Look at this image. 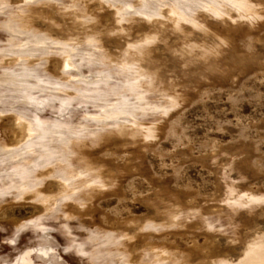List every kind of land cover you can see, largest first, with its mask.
<instances>
[{
    "label": "rangeland",
    "instance_id": "374dc122",
    "mask_svg": "<svg viewBox=\"0 0 264 264\" xmlns=\"http://www.w3.org/2000/svg\"><path fill=\"white\" fill-rule=\"evenodd\" d=\"M28 1L9 0L10 5L0 12V74L9 67L19 70L24 66L12 59V53L2 51L8 47L2 23L9 13L19 12L18 8L24 6L20 14L28 17L35 29L45 31L55 40L69 39L70 45L64 47L75 44L78 51L74 61L80 68L77 67L78 74L76 69L69 71L68 79L73 84L82 85L92 75L114 71L112 64L117 62L122 49L152 32L155 38L140 63L155 72L156 88L179 95V102L168 113L152 109L155 102L146 110L136 109L135 118L142 122V130L152 126L154 133H160V139L120 134L115 124L85 120L84 116L94 115L99 109L92 103L71 100L60 115L54 107L55 101L45 102L38 111L27 109V113L36 112L45 121L59 117L72 124H89L76 142L93 164L110 174L112 183L82 186L72 198L62 200V206L56 210L54 204H43L39 197H33L30 190L20 197L16 188L0 195V264H13L26 250L33 264H112L113 260V264H148L153 253L157 255L154 257H163L165 264L175 260L182 261L181 264H213L211 261L220 257L236 261L254 235L264 232V200L248 198L251 194L264 196V0H250L260 12L257 19L236 17V11L229 6L226 8L230 17L226 13L217 16L198 7L193 12L196 25L182 21L181 30L172 27L165 7L163 13L150 18L129 8L127 19L117 23L114 6L103 0ZM73 1H76L74 7L70 6ZM118 1L117 4L125 0ZM202 25L204 29L200 28ZM89 33L97 38L107 65L87 62L85 54L90 46L86 47L82 40ZM189 40L207 46L215 42L219 47L215 52L203 54L200 47H194L191 52L180 49L185 47L182 42ZM50 43L52 46L43 55H47V60L35 54L27 60L31 66L25 64L39 74L47 68L45 74L58 78L61 53L57 50L58 43ZM79 75L82 79L75 80ZM111 78L114 84L123 77L112 74ZM62 88L51 92L49 88L43 92L34 90L33 94L41 99L50 94L65 97ZM63 89L70 94L74 91L71 87ZM147 95L152 100L163 99L160 91ZM0 103V146L11 147L18 127L13 117L20 106L14 104L9 109L7 102ZM119 122L130 125L126 120ZM105 143L109 144L108 149H103ZM145 143L151 144L145 146ZM115 149L117 153L113 152ZM3 155L0 152L3 159L0 188L10 184L3 175L14 164L31 166L35 160L32 153L21 155H26V162L20 157ZM28 161L31 165H27ZM50 168V165L38 167L33 177L37 180L40 176L37 186L40 193L59 197L60 180L49 172ZM90 187L91 193H86ZM229 188L234 191L228 195ZM235 198L243 202L238 204ZM45 205L49 208L45 209ZM144 219H154L163 226L144 227ZM33 221L37 223L33 225ZM22 222L28 225L18 226ZM96 229L99 235L112 232L117 241V244L114 241L102 244L104 256L97 260L93 254L96 242L89 238ZM40 245L48 246V254L37 249ZM76 246L83 251H78Z\"/></svg>",
    "mask_w": 264,
    "mask_h": 264
},
{
    "label": "bare ground",
    "instance_id": "6f19581e",
    "mask_svg": "<svg viewBox=\"0 0 264 264\" xmlns=\"http://www.w3.org/2000/svg\"><path fill=\"white\" fill-rule=\"evenodd\" d=\"M103 1H105L109 5L114 6V13L116 14L115 18L117 23H119L124 19H127L125 18V16L126 14L129 13L130 11L129 8H132L133 12H138L140 14L145 15L147 18H150L155 15L158 14L160 15L161 13H163L162 7H165V13H167V18L172 23L171 24L172 27L176 30L177 29L181 30L182 21H188L196 25V23L194 22L195 19L193 16V12L196 11L198 7H202V9L204 8V10L206 9V11L217 16H221L222 14L225 13L229 16L228 14L229 9H227L226 6H229L231 9H234L236 11V17L238 15L239 17H243V18L246 17L247 19L248 18L257 19L255 18L256 16H261L260 12L257 11L255 5L253 4V2H250V0H140L138 2L125 0L119 4H117L119 2L118 0H103ZM71 3L70 6L73 7L76 6V1H73ZM8 5H10L9 0H0V12H3ZM22 7L18 8V10L20 9L19 12H17L16 10L17 13L16 12L14 14L9 13L6 17L5 22L2 23L3 29L6 30L5 32H7L8 47L5 49L3 48V50L2 49L1 50L3 52H7L8 54L12 53L14 55L13 56L14 58L12 57V59H14V61L17 60L19 64H22L24 66L19 68V70H15L16 69L15 67L9 70L10 68L9 67L7 71H3L1 72L2 74H0V101L5 103L7 102L6 104H9V109L10 108L12 109L13 106H15L14 104L20 106V109L18 108L15 111V115L13 117L18 121L17 130L14 131V141H13L14 146L11 145V147H6L5 145L2 144L0 146L1 147L0 152L7 157L23 158V161L25 160L24 158L26 157V155H24V157H21L22 154L32 153L33 156L35 157V160H33L34 162L32 165L31 162L29 163V161L31 160L27 162V165L30 164L31 166H25V165L21 166V163L20 166L18 165L16 166V164H14L15 167L11 171L5 172L3 176L9 180L10 184L5 188L2 187L0 188V195L7 193V191L10 190L11 188H16V192H17L16 194L18 195V197H20V195H22L25 191H26L25 193H27V190H30L33 194V197H39V201L43 202V204L44 203L46 204V202H50L54 204L55 208L53 210H56L60 206H62V200L64 199L66 200L67 198H72L73 195L77 193L78 189L81 188L82 186L89 187V184L96 187L109 185L112 183L111 181L112 177L110 178V174H105L104 171L100 170V167L93 164L86 157L85 151L81 149V147H78L79 142L77 144L76 141L77 140L79 141V137L77 136L83 134V131L88 129L89 124H86L85 122L82 124H72L67 121H62L59 117H55L53 119L45 121L40 119L37 116L36 112L34 113L32 112L33 114L27 113L28 112L27 109L28 110L30 109V111L37 110L40 109L45 102L55 101L54 107L56 108L57 112H59L60 115V112H62L64 109H67V106L71 103V100H75L78 103H92L99 109L98 111L96 110L97 112L94 113V115L92 114L89 117L84 116L85 120L102 122V124L103 122H105L106 124L108 123V125L115 124L118 126L117 131L120 132V134L122 133L126 135L129 134V136L141 135L143 139H147L150 137H157L158 139H160L161 135L160 133H154V127L146 126V128H144V131L142 130L143 128L140 127L142 126V122L135 118V116L138 115L136 109H139V111L146 110L148 108L147 106H150L152 102H155V104L152 105V109L153 108L160 109L162 113H168L170 108H173L176 105H178L179 95L169 94L165 88H159V87L156 88V85L153 83L155 72L150 71V69H148L147 66H146L147 68L143 67L142 64L140 63L144 61L143 57L148 50L149 43L155 38V34H151L152 32L143 34L142 37L140 36L141 38H138V40L136 39L137 41L128 43L127 46H125L124 49H122V52L119 55V59L117 60L116 63L112 64V66L115 67L114 71L106 70L107 71L106 73L98 74V76L92 75V78L90 77L91 78L90 80H88L89 78L86 79L88 80V82H86L85 84L81 80L80 84L83 83L82 85L73 84L74 82L71 83L68 79V76L70 75L69 71L71 70V68H73L74 70L76 69L75 71L76 73L77 70H79L77 69L78 63L76 64L74 61L75 59L74 57L78 51L76 47L74 48L75 44L73 45V47L71 46L70 48L64 47L65 44L70 45L69 43L70 41H68L69 39L67 40L66 37H65L66 41L55 40V38L54 39L51 38L49 34L46 33L45 31L41 32L38 29H35L30 23V21L27 19L28 17L26 18V16L20 14L23 11ZM204 27L205 26L202 25L200 28L204 29ZM94 37L95 35L92 36L89 33V35L87 34L86 39L82 40L87 45L86 47L90 46L89 48H87L89 51H87V53L86 51H84L86 54L84 52L83 53L86 55V60L89 64L92 62L96 63L97 65L104 64L107 58L105 59L103 58L104 52L99 50L98 48L99 44H97L98 42H96L98 40L97 38L95 39ZM70 39H75V38H70ZM82 41L81 43H83ZM219 41L221 43L220 38ZM50 42L58 43L59 46L57 45V50L59 53H61V61H60L61 73L60 76H57L58 78H56V75L54 76L55 78H53L52 75L48 73L45 74L44 72L45 70L47 71V68H45L43 72L44 75H41L43 73L39 74L37 71H33V69L27 67L28 65L26 66L25 64L27 60H29L28 58L31 56L33 58L35 54L40 56L41 60L43 61L47 60L46 59L47 55L46 57L43 55H45L49 51V45L52 46ZM182 43L185 45V47L181 46L182 48L180 49H184L186 52H191L194 47H198V48L200 47L202 49L201 51L202 54L210 51L213 52L214 50H216L217 47H219V46L217 47L215 46V42L214 45L212 46H207L206 44H200V43L195 44L196 42L192 43L190 42V40L189 42L184 41ZM71 44H73V42ZM80 52L82 51L80 50ZM29 66H31V64ZM108 67L109 66H107V68ZM36 68L37 67H35V69ZM103 68L105 69V67ZM112 74H120L123 78L121 79L120 82L113 84L110 82V79L112 80L111 78ZM78 79H82L80 75L75 80ZM159 82L161 81L159 80ZM47 85H51V86H47ZM168 85H171L172 87V84H168ZM62 87L63 88L71 87L74 89V91H72L73 93L70 94L69 92H67L68 90H64ZM48 88L49 91L50 90L57 91L60 90V88H62V91H64L65 93V97H59V95L57 96L55 94H50L49 97L46 96L47 98L41 99L40 97H37V95L34 96L33 94L34 90L43 92L44 90L46 91V89ZM153 91H160L161 99L162 98L163 99L161 101L152 100L147 95V93ZM58 92L62 93L61 91ZM121 120H126L127 122L130 123V125L129 126L125 125L124 124L125 122L120 123L119 121ZM76 137L78 139H76ZM19 142L21 143L15 145ZM94 142H96V140H94ZM149 144L151 143H145L144 145L147 146ZM108 145H109L108 143L107 144L105 143L103 149H108ZM113 152L117 153L118 150L115 149L113 150ZM18 159L19 158H17V161ZM15 161L13 163H15ZM47 165L51 166V168L48 169L49 172H52L53 175L57 176L58 179L60 180L59 190L57 192V194H59V197L55 195L50 196V195L42 194L40 193V190L37 188L39 182H41L40 180L38 181V179H40L39 178L40 176L38 174L39 177H37L36 180V178L33 177L34 176L33 173L37 172L35 170L38 167L41 166L43 167ZM105 178H108L109 181H106ZM91 188L92 187H90V190H88L86 193H91ZM113 191L115 192L117 190L115 189ZM233 191H234L233 188H229V192L227 194L229 195ZM225 198L228 199L230 197L225 196ZM248 198L251 200L253 199L264 200L263 195L257 196L251 194L248 195ZM235 202L240 204L241 202H243V200H236L235 198ZM44 208L45 209L49 208V205H45ZM176 213L172 214L171 216L172 217L175 216ZM144 220L145 222L142 223V226L144 227L145 225H148V227L149 226L155 227V225L163 226V224L157 223L154 219L153 220L144 219ZM170 222L173 223L172 220H170ZM36 223H37L36 221L32 222L33 225H35ZM26 224L27 223L22 222L18 226L22 227L25 226ZM96 230L90 232V237H89L91 241L96 242L95 243L96 246L93 249L95 260L100 259L104 256V254L101 252L102 249L100 248L102 244H104L105 246V244L112 243L113 241L114 243L117 244V241L115 242L114 240L116 239L115 238L116 235H113L112 232L108 231L105 232L104 234L100 233L102 235H99L98 233L99 229L97 231ZM37 249L42 254H48L47 245H40ZM76 249L78 251H83L80 246H76ZM161 250L162 249H160V251ZM104 251L106 252L105 249ZM146 253L145 255H147ZM154 254L155 253H153V255ZM164 254L166 255V253ZM153 255H151L148 258V264L152 262L153 264H165L162 261L164 260L163 257L161 256L154 257ZM125 258L127 257H124L123 259ZM178 261L177 260L172 261V264L182 263V261L181 263H179L180 261L179 262ZM211 262H213V264H264V232L254 235V237L246 244L243 251H241L240 256L236 261L233 262V261H229L224 257L222 258L220 257L215 262L213 260ZM13 264H33L29 256V251L26 250L25 252L20 254V256L15 260Z\"/></svg>",
    "mask_w": 264,
    "mask_h": 264
}]
</instances>
